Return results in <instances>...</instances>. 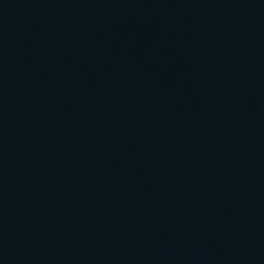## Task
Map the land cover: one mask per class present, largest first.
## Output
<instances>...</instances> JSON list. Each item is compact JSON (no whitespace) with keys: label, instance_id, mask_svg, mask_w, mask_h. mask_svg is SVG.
Wrapping results in <instances>:
<instances>
[{"label":"water","instance_id":"water-1","mask_svg":"<svg viewBox=\"0 0 264 264\" xmlns=\"http://www.w3.org/2000/svg\"><path fill=\"white\" fill-rule=\"evenodd\" d=\"M0 264H264V0H0Z\"/></svg>","mask_w":264,"mask_h":264}]
</instances>
